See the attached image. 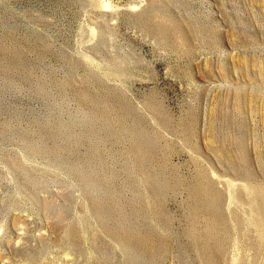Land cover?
<instances>
[{"label": "rangeland", "instance_id": "1", "mask_svg": "<svg viewBox=\"0 0 264 264\" xmlns=\"http://www.w3.org/2000/svg\"><path fill=\"white\" fill-rule=\"evenodd\" d=\"M0 264H264V0H0Z\"/></svg>", "mask_w": 264, "mask_h": 264}]
</instances>
